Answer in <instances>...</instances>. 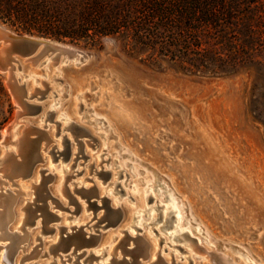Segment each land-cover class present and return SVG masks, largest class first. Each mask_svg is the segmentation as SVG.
Instances as JSON below:
<instances>
[{"label":"rangeland","instance_id":"rangeland-1","mask_svg":"<svg viewBox=\"0 0 264 264\" xmlns=\"http://www.w3.org/2000/svg\"><path fill=\"white\" fill-rule=\"evenodd\" d=\"M57 42L93 56L79 65L72 60L44 64L42 60L35 65L30 61L21 63L17 71L34 95L29 102L41 106L22 120L48 137L28 135L43 158L30 177L12 178L5 165L0 166L4 183L0 193L15 196L7 229L24 237L13 253L8 250L10 241L0 240L5 264H113L115 260L133 264L135 260L122 249L113 252L127 228L130 236H142L152 245L151 253L157 254L154 262L159 256L169 264H212L196 250L199 245L208 251L213 247L234 264H264V128L251 107L258 94L253 91V71L200 78L168 64H143L130 57L116 37L103 38L94 46ZM0 78L12 108L0 132L2 141L20 108L6 85V75L0 72ZM39 91L45 95L38 100ZM49 112L52 120L47 119ZM68 122L86 128L95 143L86 136L75 139L71 130L64 129ZM25 129L24 123L19 124L15 138L23 136ZM64 139L70 144V155L64 162L63 157L54 161L52 154L65 152ZM77 141L84 143L82 153ZM11 149L17 155L16 146ZM40 170L53 176L46 184L50 197L42 191ZM101 171L111 174L106 182L96 174ZM30 183L40 187L37 194ZM62 183L78 207L63 194ZM116 183L119 187L114 192ZM92 186L112 206L126 211L118 226H107L110 218L100 200L90 199L99 206L93 210L86 198L73 193ZM121 188L123 195L117 193ZM149 194L155 196L150 203ZM45 206L59 219L45 220ZM167 208L175 210V216L182 215L172 225L191 232L196 243L169 237L178 229L161 228L165 218L151 223ZM71 226H84L88 234L100 233V245L75 250L73 244L68 251L54 252L61 237L59 228ZM47 228L52 232H46ZM125 248L135 245L130 242ZM91 252L101 256L97 263L90 261Z\"/></svg>","mask_w":264,"mask_h":264},{"label":"trees","instance_id":"trees-1","mask_svg":"<svg viewBox=\"0 0 264 264\" xmlns=\"http://www.w3.org/2000/svg\"><path fill=\"white\" fill-rule=\"evenodd\" d=\"M0 24L85 46L116 37L143 64L200 78L252 70V112L264 128V0H0ZM11 113L0 78V132Z\"/></svg>","mask_w":264,"mask_h":264},{"label":"water","instance_id":"water-1","mask_svg":"<svg viewBox=\"0 0 264 264\" xmlns=\"http://www.w3.org/2000/svg\"><path fill=\"white\" fill-rule=\"evenodd\" d=\"M92 56L93 55L90 52L80 50L79 48L73 45L64 44L57 41H53L51 39L37 37L29 34H17L5 27L0 26V72L6 75V85L8 86L12 97L20 108V110L16 113L11 127L7 130L8 135L4 138V140L0 141V154L11 143L15 142L13 140V137L16 136L18 125L22 123L26 125V129L23 131V136L17 138V155L14 154V152L9 153V155L7 154V160L9 161V163L15 168V170H18V175H15L16 177L19 175L23 179L30 177L35 164L40 161H43L42 156L38 152L39 146L35 143L34 140L29 139L28 135L30 133H36L38 135H46V137H48L46 132L42 131L41 129L29 126L28 122L22 120L23 117L27 114H32L39 111L41 109V106L29 102V100H31L34 95L29 94L28 89L26 88V83L21 81V77L17 73V71L21 68V63L31 61L32 64L35 65L42 60H44L42 64L48 62V60H52L54 61V63H57L58 61L69 62L72 60L76 65H79L80 63H83L84 61L92 58ZM38 93H40V98H38V100L43 98L45 95V92L39 91ZM47 119H53L52 112L48 113ZM69 128L72 134L76 136L75 139H77L78 135L86 136L89 137L91 141L95 143L96 140L90 136L89 131L83 126L70 122ZM64 142H66L64 146L65 152L63 154L60 152L52 154L54 161L58 160L59 157H63V162L68 159L70 155V144L65 139ZM77 143L79 145V152L82 153L84 143L81 141H77ZM18 157L20 158V160H17ZM82 158L86 159V156L83 154ZM3 160L4 159L0 158V161ZM44 172L45 170H40V174L42 175L41 184L44 185L42 191H45L47 193V197H50L48 189L46 188V184H48L53 179V176L51 174L44 175ZM121 172L122 171L120 170L119 177H121ZM96 174L103 180V182H106L111 175L108 171L96 172ZM118 187L119 184L116 183L114 192L117 190ZM35 190L37 194L40 190V187H37V189ZM75 191L79 192L77 194H79L82 198L87 199L89 207L93 210L98 209L99 206L95 204V202H90V199L96 198L97 200L101 201L102 205L105 208L106 214L110 218V223L107 226H118L122 222V220H124L126 211L123 210L120 206L117 208L112 206L111 200L109 198L105 196L100 197L99 191L95 186L89 187L88 189H75ZM117 193L123 195L125 194V191L121 188V190L117 191ZM69 200L71 203L75 204L76 207H78V203L73 196L70 197ZM53 201L56 203V206L60 207L58 201ZM44 213V219L47 221L58 219V216L50 212L47 206H45L44 208ZM171 213L172 215L170 216ZM173 213L174 212L168 213L169 216L166 218V225L164 226L172 227V222L175 220ZM159 215H161V213H159ZM83 227L84 226H81L76 230L72 229L70 232L67 233L64 227H60L61 237L59 243L53 248V251H68L73 244L75 245V250H78L84 246H91L92 244L99 241L100 233L98 235L88 234L86 233V231H84ZM103 228H105V226ZM136 229L139 230L140 228L136 227ZM46 232H52V229L47 228ZM178 233L179 234H176L174 239L182 240L181 238H183L189 240L191 243H196V239L193 238L191 235L185 232ZM128 237L133 240H129V238H126V240H121L120 242H125L123 248L129 245L130 242H133L135 248H125V251L133 252L136 249V243L134 242H145L142 236L139 235H136V237L131 236L132 238L130 236ZM137 238H139L140 240H136ZM161 241L162 238L160 242ZM132 258L136 260L134 257ZM159 258L160 257L158 256V259ZM136 262L140 263L137 260Z\"/></svg>","mask_w":264,"mask_h":264},{"label":"bare ground","instance_id":"bare-ground-1","mask_svg":"<svg viewBox=\"0 0 264 264\" xmlns=\"http://www.w3.org/2000/svg\"><path fill=\"white\" fill-rule=\"evenodd\" d=\"M69 123L70 122H68L66 124V126L64 127V129H69L70 130ZM57 125L59 126L58 123H57ZM13 140L15 142L11 143L6 149H4L1 152V156H2L1 158L4 159V160L3 161H0V166L5 165L3 167L5 169V172L6 171H9V174L12 176V178L16 177L15 175H18V170H15V168L7 160L8 159L7 157L9 155V153H13V150L11 148L13 146H17L18 145V141H17L18 139L15 138V137H13ZM19 176H17V177H19ZM64 183H62V189H61V191L63 192V194L66 197L70 198V197H72L71 191L64 186ZM0 184H4V183L0 180ZM30 186H32V188H34V189H37V186L33 185L32 183H30ZM73 193H79V192H76L75 190H73ZM154 198H155V196H152L151 194H149L148 197H147L148 203H150L151 201H153ZM14 199H15V196H13L11 193L8 194V195H6L4 193H0V208H1V210H0V240H5V241L8 240V241H10V247L8 249L10 253H13L15 250H17V248H19L20 245H21V243H23V241H24V237L23 236H19V235L15 234V233H11L7 229L8 224L13 219V213H12L11 207H12V205L14 203ZM58 203L60 204V202H58ZM60 207L62 209H65V208H63V206L61 204H60ZM159 207H162V206H154L155 209H158ZM170 212H174L175 213V210H169V208H167V211L161 213V215H159L157 219H154L153 218L152 221H151V223L154 224V223L158 222L161 218H165L164 225H166L165 224L166 223V218L169 216L168 213H170ZM174 213H173V216L175 217V220L174 221L175 222H178V220L181 219V216L182 215L179 214V216H180V218H179V216H175ZM171 215H172V213L170 214V216ZM145 216H146V214H145ZM143 221L144 220H142L141 222L143 223ZM79 227H81V226H71L69 228H66V227H64V228H65V231L67 233V232H70L72 229L76 230ZM164 227L171 228V227H168V226H164ZM172 227L178 229V232H181V233H184L185 232V233L191 235V232L186 231L184 228L183 229L178 228L177 225H172ZM137 228H139V227H137ZM161 228H163V227L161 226ZM121 232L124 235L122 237V240H126V238H129L128 236H130V233L128 232V228L126 230H122ZM60 233H61V229H60ZM176 234H179V233H170L169 234V237H172L174 239V237H175ZM129 240H133V239H130L129 238ZM136 240H140V239L137 238ZM174 240H176V239H174ZM100 243L101 242H96V243H94L92 245L93 246L94 245L99 246ZM134 243H136V249L133 252L125 251V248H123L124 245H125V242H119V244L113 248L114 249L113 252L118 248V249H122V251H124L126 254L134 257L136 260L138 258H143V259H149V260H151L152 261L151 264H169V262H170L169 260H164L161 257L158 259L157 262H154L152 260V258L155 255H157V254L151 253L152 245L149 242H147L146 240H145V242H134ZM160 244H161V242H160ZM173 246L174 247H179L177 245H173ZM195 247H196V250L199 253L206 254L207 257L209 258L210 262H212V264H234V263H232V261L227 256H225V255H223L221 253H218L213 247H210V248H212L211 251H208L205 247H201L199 245H196ZM1 250H3V247H0V251ZM102 251L104 253V249ZM86 254H88V252H86ZM100 257H101L100 255H95L93 252H91V254H90V259L91 260L90 261L92 263H97L95 261L97 259L99 260ZM4 260H5L4 253L2 252V255L0 256V263L2 262V264H5V261ZM136 260L133 262V264H143L142 262L137 263ZM7 261H9V259ZM113 264H121V263L118 260H115L113 262ZM171 264H178V263H176L175 261H173Z\"/></svg>","mask_w":264,"mask_h":264}]
</instances>
